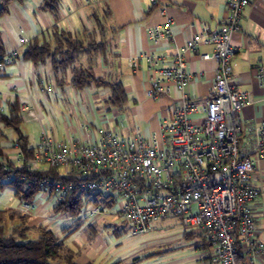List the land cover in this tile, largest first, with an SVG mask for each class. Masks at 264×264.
Masks as SVG:
<instances>
[{
	"label": "crops",
	"instance_id": "0c3cea01",
	"mask_svg": "<svg viewBox=\"0 0 264 264\" xmlns=\"http://www.w3.org/2000/svg\"><path fill=\"white\" fill-rule=\"evenodd\" d=\"M40 3L41 0H14L9 4L8 11L0 16L2 48L5 54L11 50L17 51L15 63L0 67V114H9L14 103H18L20 132L28 146L35 148V154L42 133L48 130L58 141L79 142L97 141L103 131L110 129L130 135L140 131L146 135L155 134L158 144L162 146L161 122L169 116L172 107L180 103L181 92L171 87L168 94L160 95L155 100L149 98L146 91L151 87L153 71L138 57L144 52H152L170 60L173 54L182 51L187 40L202 29H223L226 22L225 1L98 0L88 3L85 0H60L57 16L42 10ZM163 8L164 13L173 19L171 34L164 39L151 41L148 30L165 24ZM95 18L100 19V26ZM54 25L70 31L73 36L83 38L93 31L99 38H105L104 50L94 56L93 71L96 77L122 84L126 100L121 106L108 101V85L90 82L83 88L73 87L68 82L70 70L66 73L65 82L58 85L51 56L40 64L22 57L28 43L21 46L19 38L26 37L28 42L34 38L51 40ZM231 44L235 49L231 81L237 89L249 92L252 99L239 113L241 130L238 143L250 155L255 166L251 182L258 194L250 203V209L256 235L264 242V132L261 133L264 131V85L258 80L259 67L264 65V0H249L242 11L239 30L231 35ZM212 50V43L201 41L194 50L183 52L187 71L197 75L184 91L199 107L211 91L216 68L213 59L202 58L201 54L211 53ZM132 57L137 59L135 64L129 61ZM41 80L53 90L42 91ZM203 116V112L198 111L191 114L190 119L199 123ZM16 138L15 130L0 120V161H17L22 152L15 144ZM6 186L10 190L4 192L2 189L0 192V212L4 213L3 221L8 231L12 226L24 223L28 230L45 227L58 237L63 235L66 226L60 225L67 216H71L65 212L53 213L51 197L47 200L40 193L36 195L32 200L34 211L22 217L24 215L19 214L22 201L15 196L12 187ZM181 235L186 240H192L188 242L186 255L170 260L160 258L156 264L198 263L203 251L199 234L182 229ZM117 256L102 264L116 261L128 263L129 258ZM74 258L78 264H93L83 254L74 252ZM256 264H264V257H259Z\"/></svg>",
	"mask_w": 264,
	"mask_h": 264
},
{
	"label": "built area",
	"instance_id": "2783aa9c",
	"mask_svg": "<svg viewBox=\"0 0 264 264\" xmlns=\"http://www.w3.org/2000/svg\"><path fill=\"white\" fill-rule=\"evenodd\" d=\"M224 1L223 29H202L170 60L152 52L138 57L153 71L151 87L146 91L149 98L168 94L171 87L181 92L180 103L161 122L163 145L158 144L155 134L140 131L130 135L105 130L94 142L58 141L51 130L44 131L34 157L25 159L20 153L16 162L21 166L25 163L28 169L56 167L71 178L42 179L41 193L53 203L67 193L106 195L111 206L90 203L77 217L109 211L120 216L133 234L147 231L153 220L175 217L184 231L200 236L203 251L197 264H256L264 257V242L256 235L250 209L258 194L251 182L255 166L238 143L239 113L252 99L249 92L237 89L231 81L235 52L231 35L239 30L249 0ZM172 24L173 19L165 14L164 26L151 27L148 39L168 37ZM201 41L213 44L212 52L201 57L213 59L216 68L211 91L199 107L184 91L197 75L187 71L183 52L194 50ZM19 43L26 45L28 40L21 36ZM16 61L17 51L11 50L0 57V67ZM129 61L135 64L137 59ZM258 80L264 85V65L259 67ZM40 89L53 90L42 80ZM198 111L204 116L194 123L190 115ZM34 208L32 202H22L20 211L30 214Z\"/></svg>",
	"mask_w": 264,
	"mask_h": 264
},
{
	"label": "trees",
	"instance_id": "16d2710c",
	"mask_svg": "<svg viewBox=\"0 0 264 264\" xmlns=\"http://www.w3.org/2000/svg\"><path fill=\"white\" fill-rule=\"evenodd\" d=\"M12 1L14 0H0V16L8 11V6ZM59 1L41 0L40 8L57 16ZM95 20L96 24L100 26V19L95 18ZM51 36V40L31 39L24 48L22 57L35 64H40L51 56L52 69L58 85L65 82L66 73L70 70L71 76L68 82L73 87L83 88L90 82H95L99 85H108L110 88V96L108 99L110 104L121 106L125 102L126 94L120 82L105 81L100 77H96L94 74V56L104 50L105 38L103 36L100 37V41L92 39L89 34L81 38L73 36L70 31L59 28L57 25L53 26ZM4 54L5 52L0 40V57ZM18 108V103H14L12 111L9 114H0V120L15 130L17 133L16 143L19 145L23 156L25 159H31L34 157L35 148L28 146L25 136L20 132ZM41 166L38 169H28L25 163L21 166L19 163L9 159L0 161V192L5 185H9L14 189V194L20 201L32 202L33 198L42 191L39 186V182L42 179L71 178L62 175L56 167ZM90 203L111 206L109 198L99 192L88 195L67 193L53 204L52 210L55 214L65 212L71 217H77ZM3 215L4 213L1 211L0 264H52L50 260L61 256L62 242L51 229L40 227L38 228V236L34 239H29L26 233L28 231L27 225L18 223L8 231L6 223L3 221ZM89 228H91L90 225ZM154 254V252L150 251L146 254V257L144 255L142 257L136 256L130 264L139 263L141 260ZM62 256H64L65 264H78L75 261L74 252L69 249ZM113 264L123 263L116 261Z\"/></svg>",
	"mask_w": 264,
	"mask_h": 264
},
{
	"label": "rangeland",
	"instance_id": "374dc122",
	"mask_svg": "<svg viewBox=\"0 0 264 264\" xmlns=\"http://www.w3.org/2000/svg\"><path fill=\"white\" fill-rule=\"evenodd\" d=\"M87 34L96 41L101 39L93 31L85 35L87 36ZM3 190L8 192L10 188L6 186ZM40 194L42 198L50 199L49 196ZM51 205L52 201L48 205L49 208ZM20 207L19 214L27 217L28 214H23ZM64 220L60 227L66 226V228L63 230V235L58 237L62 242L61 256L50 260L52 264H65L62 255L68 249L75 254L87 256L93 264H102L107 260H114L118 257L117 255L125 259L129 258L128 263L130 264L136 256L142 257L144 255L146 257L148 252L158 251L159 253L152 257H147L139 263L136 262L137 264H156L160 258L170 260L180 255L185 256L186 249L192 242L191 239L186 240L182 237V227L175 217L153 220L147 231L138 234H133L120 216L109 211L94 217H83L82 215L72 218L67 216ZM89 223L93 229L89 228ZM26 233L29 239L38 236L37 229H29ZM128 263L126 262V264Z\"/></svg>",
	"mask_w": 264,
	"mask_h": 264
}]
</instances>
